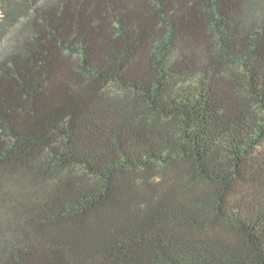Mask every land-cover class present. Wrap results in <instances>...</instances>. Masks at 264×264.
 Listing matches in <instances>:
<instances>
[{
	"label": "trees",
	"instance_id": "obj_1",
	"mask_svg": "<svg viewBox=\"0 0 264 264\" xmlns=\"http://www.w3.org/2000/svg\"><path fill=\"white\" fill-rule=\"evenodd\" d=\"M0 264H264V0H0Z\"/></svg>",
	"mask_w": 264,
	"mask_h": 264
},
{
	"label": "rangeland",
	"instance_id": "obj_2",
	"mask_svg": "<svg viewBox=\"0 0 264 264\" xmlns=\"http://www.w3.org/2000/svg\"><path fill=\"white\" fill-rule=\"evenodd\" d=\"M159 178H160V176H158V178L156 180H154V182H156ZM165 186H166V184H165Z\"/></svg>",
	"mask_w": 264,
	"mask_h": 264
}]
</instances>
